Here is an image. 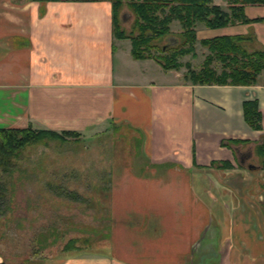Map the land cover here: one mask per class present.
<instances>
[{
    "label": "crops",
    "instance_id": "crops-1",
    "mask_svg": "<svg viewBox=\"0 0 264 264\" xmlns=\"http://www.w3.org/2000/svg\"><path fill=\"white\" fill-rule=\"evenodd\" d=\"M262 10L244 12L256 18ZM246 28L264 48V24ZM201 31V39L226 34ZM124 41L100 2L0 0V129L88 137L123 124L143 136L141 168L116 176L124 194L111 216L118 231L110 254L63 264H264L253 162L264 138V84L172 81V70L157 80V63L133 59ZM246 100L257 103L259 131L243 118Z\"/></svg>",
    "mask_w": 264,
    "mask_h": 264
},
{
    "label": "rangeland",
    "instance_id": "rangeland-1",
    "mask_svg": "<svg viewBox=\"0 0 264 264\" xmlns=\"http://www.w3.org/2000/svg\"><path fill=\"white\" fill-rule=\"evenodd\" d=\"M127 1L124 0L117 20L124 32L130 34L135 16ZM217 2L223 10L228 11L225 0ZM102 4L108 7L111 14V2L103 1ZM256 18L260 20L227 25L224 27L226 34L246 36L248 39L242 45L249 51L262 49L255 33L246 28L252 24H264L263 15ZM204 26V23H197L195 27L199 31L195 54L177 57L179 62H187L195 70L200 69L210 53L199 42L204 34L201 31ZM230 26H238L242 33H235L236 30ZM180 32L179 24L173 23L167 36L154 41L151 56L160 58L171 54L176 42L178 44L180 41ZM125 45L130 46L133 59L143 60L132 56L130 39L126 38L123 42ZM147 59L157 63L158 71L151 70L155 79H164L162 70L166 74L171 71L164 69L154 58ZM212 65L218 72L221 70L219 61H214ZM172 71V81H185V66ZM258 76L260 84H264V71ZM142 138L140 133L126 125H109L88 137L80 135L78 139L69 138L66 142L45 136L22 149L15 159L14 170L7 174L0 171V180L6 186V200L0 214L1 264H63L72 257L110 254L112 238L116 242L118 231L111 216L116 215L117 192L124 194L123 191H116L120 185L116 176L125 170L141 168L140 164L145 160L141 150ZM253 162L258 167L255 169L257 173H254V189L263 193L261 207L264 208V154H254ZM131 200L128 197L124 202L132 203ZM70 239L74 242L66 250L64 245ZM118 241L122 245L124 237L120 235Z\"/></svg>",
    "mask_w": 264,
    "mask_h": 264
},
{
    "label": "trees",
    "instance_id": "trees-1",
    "mask_svg": "<svg viewBox=\"0 0 264 264\" xmlns=\"http://www.w3.org/2000/svg\"><path fill=\"white\" fill-rule=\"evenodd\" d=\"M47 1H89L111 2L112 33L118 39L131 40V54L137 59L154 58L164 69L179 70L185 66L184 78L192 84L199 85H252L257 82L258 75L264 71V48L247 50L242 43L248 38L244 35H219L202 38L200 44L210 52L202 62L200 69L195 70L189 63L182 64L177 57L195 54L197 42V23H204L208 28H224L235 23L258 21L259 18H248L244 12L246 6H264V0H225L228 11L223 10L214 0H128L131 8L134 25L130 34H126L120 27L117 14L124 0H33ZM178 23L181 32L180 41L171 54L158 58L151 56L155 47L154 41L167 36L171 32V25ZM178 41V40H177ZM219 61L221 70L213 67V62ZM243 118L248 126L254 130H261V114L255 100L242 102ZM120 125V124H119ZM115 126V125H114ZM57 138L63 142L69 138L78 139L79 134L72 131L56 133L47 130L27 128L0 129V171L3 174L11 173L16 167L15 159L18 153L26 146L31 145L43 137ZM235 140H227L224 145L232 146ZM256 152L264 154V138L256 146ZM219 166L228 167L226 163ZM264 166V165H263ZM6 186L0 180V214L6 200ZM70 239L64 245L66 250L73 244Z\"/></svg>",
    "mask_w": 264,
    "mask_h": 264
},
{
    "label": "flooded vegetation",
    "instance_id": "flooded-vegetation-1",
    "mask_svg": "<svg viewBox=\"0 0 264 264\" xmlns=\"http://www.w3.org/2000/svg\"><path fill=\"white\" fill-rule=\"evenodd\" d=\"M247 154H244L242 158H244V156H246Z\"/></svg>",
    "mask_w": 264,
    "mask_h": 264
}]
</instances>
